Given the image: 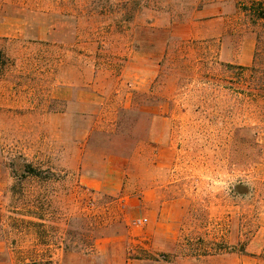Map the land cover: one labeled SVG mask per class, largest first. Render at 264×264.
<instances>
[{
	"label": "rangeland",
	"instance_id": "obj_1",
	"mask_svg": "<svg viewBox=\"0 0 264 264\" xmlns=\"http://www.w3.org/2000/svg\"><path fill=\"white\" fill-rule=\"evenodd\" d=\"M218 1L231 14L192 34ZM261 11L264 0H0V264L35 242L11 226L23 211L12 187L58 235L85 232L72 218L105 233L85 254L53 249L56 264H264L263 104L235 96L230 68L248 61V38L240 67L264 58ZM110 157L120 192L82 187ZM22 165L55 179L19 181Z\"/></svg>",
	"mask_w": 264,
	"mask_h": 264
},
{
	"label": "trees",
	"instance_id": "obj_2",
	"mask_svg": "<svg viewBox=\"0 0 264 264\" xmlns=\"http://www.w3.org/2000/svg\"><path fill=\"white\" fill-rule=\"evenodd\" d=\"M242 10L244 12H249L247 7H243ZM257 19H264V11L259 13ZM230 68L237 71L234 74L235 79L232 84L236 88L234 91L235 96H243V99H247L251 105L262 103L263 105L260 106L259 116L264 121V58L260 57L259 53L256 51L251 66H235ZM29 178L47 183L54 180L55 176L50 171H39L32 168L30 165H22L17 180L21 181ZM239 188L240 186H236L234 191L239 193ZM12 193L18 195L16 202L22 205L21 208L23 210L21 213H18V211H11L12 214L18 217L12 220L13 223L11 226L13 230L20 235L22 233L29 234V231H32L35 237L33 248L24 253L26 254L25 257L23 251L18 252L20 264H56L51 256V251L53 249L59 250L62 253L80 254L92 251L94 242L100 235L96 230L95 224H92L91 219L87 221L82 218H72L68 225L71 227L76 223V220H78L81 222V228L85 232L77 233L75 230L69 229L62 235H58L56 229L52 227L49 228L44 224L45 217L38 212V210L42 209V203L37 197L32 196V198L26 200L25 197L23 198V196H21V193H17V187H12ZM28 204H30V206H27ZM25 207L26 209H24ZM32 208L37 211H32ZM14 210H17V208H14ZM103 234L105 235V233ZM103 234L101 236H104ZM180 246L182 247V244H180Z\"/></svg>",
	"mask_w": 264,
	"mask_h": 264
},
{
	"label": "crops",
	"instance_id": "obj_3",
	"mask_svg": "<svg viewBox=\"0 0 264 264\" xmlns=\"http://www.w3.org/2000/svg\"><path fill=\"white\" fill-rule=\"evenodd\" d=\"M230 13V6L227 1H218L209 3L206 6H203L197 12V22L188 23L186 26L187 29L191 28L192 34L195 33V26H203L208 23L223 24L225 19H227ZM191 34V35H192ZM192 37V36H191ZM250 39L246 46L242 47L241 53L244 57H248V61L243 63H238V66H248L251 62V57L253 54L254 44L253 39ZM117 158H108L107 164L105 167V173L102 176H97L96 174H87L80 175L79 183L82 187L93 190V191H109L111 193L120 192L124 180V171L122 168H119L117 163ZM162 212V211H161Z\"/></svg>",
	"mask_w": 264,
	"mask_h": 264
}]
</instances>
